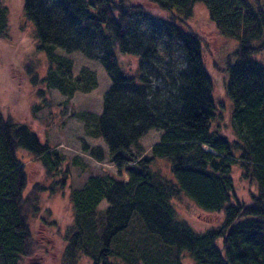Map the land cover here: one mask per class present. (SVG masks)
<instances>
[{
    "label": "trees",
    "instance_id": "16d2710c",
    "mask_svg": "<svg viewBox=\"0 0 264 264\" xmlns=\"http://www.w3.org/2000/svg\"><path fill=\"white\" fill-rule=\"evenodd\" d=\"M147 1L167 17L150 15L136 0H23V14L48 59L44 76L33 79L42 83L37 93L43 102L49 89L69 101L76 91L97 86L94 70L82 66L73 73L72 51L107 72L100 112L78 114L85 134L101 138L106 154L100 145L84 142L82 149L96 160L107 157L125 178L90 174L69 187L72 220L59 228L38 200L40 192L65 187L66 157L0 109V264H51V246L35 236L33 219L50 233L58 230L61 264H184L185 258L192 264H264V64L255 57L264 48V0ZM198 4L232 41L224 68L230 126L223 132L212 126L221 107L202 38L187 23ZM10 37L8 8L0 0V39ZM117 50L136 57L134 71L120 68ZM150 129L159 136L146 152L140 140ZM20 149L40 162L50 184L34 183L25 193ZM157 158L169 162L171 177ZM234 170L255 186L249 201L236 195ZM181 197L221 214L220 221L193 228L178 216L173 201Z\"/></svg>",
    "mask_w": 264,
    "mask_h": 264
},
{
    "label": "rangeland",
    "instance_id": "374dc122",
    "mask_svg": "<svg viewBox=\"0 0 264 264\" xmlns=\"http://www.w3.org/2000/svg\"><path fill=\"white\" fill-rule=\"evenodd\" d=\"M150 15L166 18L167 12L147 0H136ZM256 3V0H252ZM261 2V0H258ZM8 8V23L11 37L5 41L0 39V109L19 121L26 122L37 133L41 140H47L52 147L60 151L69 165V178L61 192L46 190L39 193V204L51 209L53 218L59 228H63L72 220V208L68 199L69 187L80 186L90 174L109 172L118 178H125V173H118L115 165L105 157L96 160L83 149V143L89 146L100 145L106 151V145L101 138L85 134L83 121L78 117L81 112L99 113L104 91L110 84V78L97 60L85 57L80 51H72L68 56L73 61V73L82 66L95 71L97 86L88 92L76 91L69 101H63L64 96L56 89H49L44 96L37 93L34 77L42 78L47 71L48 59L45 52L37 47L38 38L34 25L23 14V0H2ZM143 22V21H142ZM191 29L202 38L205 56V65L214 81V96L218 107H221V118L213 121L212 126L226 131L230 123V102L225 93L227 72L225 57L232 48V41L221 35L209 21L206 10L201 4L194 8L191 18L187 20ZM61 52V49H58ZM63 53H65L63 51ZM118 64L125 72L134 71L137 65L136 57L116 51ZM178 55V53H175ZM179 57V55H178ZM255 57L264 64V48L255 54ZM179 63V62H178ZM42 87V86H41ZM34 106L38 108L34 109ZM221 124V127H218ZM159 131L150 129L141 138V144L146 150L152 143L158 141ZM106 154V153H105ZM27 173V187L25 193L31 190L34 183L50 184L45 178L40 162L25 150L18 152ZM160 159V160H158ZM75 161V162H74ZM157 166L168 177L172 176L169 162L157 158ZM236 195L245 201L250 200V193L255 186L239 178V172L233 171ZM54 193V194H53ZM175 208L178 216L187 220L197 230L217 224L221 219L219 213H208L199 210L185 197L175 199ZM32 230L35 236L51 246L46 261L51 264H61L59 254L62 244L59 241L58 230L51 233L38 220H32ZM184 264H192L189 258ZM79 264H86L84 261Z\"/></svg>",
    "mask_w": 264,
    "mask_h": 264
}]
</instances>
